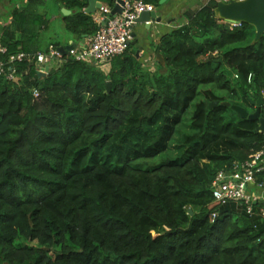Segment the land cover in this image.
Here are the masks:
<instances>
[{
    "label": "trees",
    "instance_id": "1",
    "mask_svg": "<svg viewBox=\"0 0 264 264\" xmlns=\"http://www.w3.org/2000/svg\"><path fill=\"white\" fill-rule=\"evenodd\" d=\"M27 1L1 37L2 59L40 48L39 0ZM57 1L73 10L69 32L96 31L88 0ZM215 6L159 38L154 70L131 45L107 71L67 57L45 74L34 61L10 64L16 80L0 77V264H264L261 204L251 214L243 202L211 204L217 171L264 150L258 120L221 104L254 110L264 34L253 43L251 25L230 29Z\"/></svg>",
    "mask_w": 264,
    "mask_h": 264
},
{
    "label": "built area",
    "instance_id": "2",
    "mask_svg": "<svg viewBox=\"0 0 264 264\" xmlns=\"http://www.w3.org/2000/svg\"><path fill=\"white\" fill-rule=\"evenodd\" d=\"M230 1V0H223ZM122 11L112 14L113 6L102 5L98 8V14L94 16L98 23L97 30L86 37L82 46L77 45L62 56L56 46L50 45L46 51H36L28 54L18 52L9 55L7 58H0V77L9 81L16 80L15 70L10 67L13 61L29 60L34 61L37 70L45 71L51 62L61 60L63 57L78 61H94L98 64L108 63L113 57L125 53L134 38L133 27L136 19L143 11H152L154 6L144 0H123ZM232 29L240 25L239 22H226ZM6 48L0 47V54H4ZM250 76L248 79L250 80ZM37 94V92H34ZM264 99V93L262 95ZM264 171V150H259L241 162L235 163L230 169L217 171L212 183V205H223L228 202H243L246 205V212H253L252 203L261 204L259 212L264 216V180L258 182L255 175ZM252 187L254 191L250 189ZM215 214H212L214 217Z\"/></svg>",
    "mask_w": 264,
    "mask_h": 264
},
{
    "label": "crops",
    "instance_id": "3",
    "mask_svg": "<svg viewBox=\"0 0 264 264\" xmlns=\"http://www.w3.org/2000/svg\"><path fill=\"white\" fill-rule=\"evenodd\" d=\"M209 1L211 0H165L163 4L153 5L157 14L162 16V21L161 23H155L150 20L134 25V38L132 40L134 44H131V46L135 53L139 51V56H136L139 57L144 65L145 62L157 65L155 45L158 43L159 38L185 23L187 21L185 14L196 13ZM38 3L37 10L44 21L40 28L36 30L39 33L37 44L40 48L38 51H46L50 45L58 47L59 45H68L74 42L78 43L79 46L84 44L85 40L83 44H80L83 35L72 34L65 27L64 17L71 15L73 10L57 0H39ZM27 4V0H0V47H3L1 37L7 27H12L11 29L16 31L13 10L26 7ZM101 4L107 5L104 2H101ZM64 9L67 11H64ZM97 14L98 9L90 15L98 28V23L94 19ZM19 34L18 29L15 35ZM88 36L90 35H85V39ZM109 62L105 63L107 65L105 70L109 69ZM151 67L153 66L151 65ZM250 189L254 191L252 187Z\"/></svg>",
    "mask_w": 264,
    "mask_h": 264
},
{
    "label": "water",
    "instance_id": "4",
    "mask_svg": "<svg viewBox=\"0 0 264 264\" xmlns=\"http://www.w3.org/2000/svg\"><path fill=\"white\" fill-rule=\"evenodd\" d=\"M117 3L112 8V14L120 13L122 11L123 0H116ZM165 0H159V4H163ZM101 2L97 0H88V5L85 7L84 12L91 14L100 8ZM64 11H67L64 9ZM215 16L226 22H239L251 25L254 28L253 43H256L262 35L264 34V0H216V6L214 7ZM152 21L155 23H161L162 16L157 14V11L153 9L152 11H143L139 14L136 19V23ZM78 39V37H77ZM85 40V35L81 39L83 44ZM131 44H134L132 41ZM78 43L74 42L68 45H59L57 50L64 56L67 51L73 47H76ZM136 55L139 56V51H136ZM156 58L159 62H163V57L160 53H156ZM48 67H45L46 70ZM38 74H45V71H39ZM110 86V82H107ZM219 101L215 100L210 103V107L216 105ZM254 105V110L249 111L245 107L232 104L229 101H222V105L231 106L242 118L256 119L258 120V125L254 131L264 133V114L262 113V106L264 100L262 96H258L256 100H251ZM191 212V210H189Z\"/></svg>",
    "mask_w": 264,
    "mask_h": 264
},
{
    "label": "rangeland",
    "instance_id": "5",
    "mask_svg": "<svg viewBox=\"0 0 264 264\" xmlns=\"http://www.w3.org/2000/svg\"><path fill=\"white\" fill-rule=\"evenodd\" d=\"M226 24V23H225ZM52 64H54V62H51L50 63V65H52ZM101 69H106L107 67V65H103V64H98V63H96ZM151 65L153 66V67H151ZM145 66L146 67H148L150 70H154L155 68H156V64H149V62L147 63V62H145ZM107 71V70H106ZM248 110V109H247ZM250 110V109H249Z\"/></svg>",
    "mask_w": 264,
    "mask_h": 264
},
{
    "label": "clouds",
    "instance_id": "6",
    "mask_svg": "<svg viewBox=\"0 0 264 264\" xmlns=\"http://www.w3.org/2000/svg\"><path fill=\"white\" fill-rule=\"evenodd\" d=\"M38 71V70H37ZM263 98V97H262ZM264 100V99H263ZM263 106H264V104H263Z\"/></svg>",
    "mask_w": 264,
    "mask_h": 264
}]
</instances>
